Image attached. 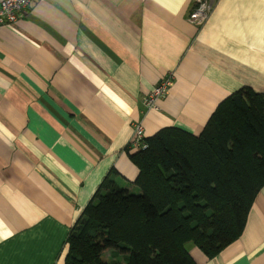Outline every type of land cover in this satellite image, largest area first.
Instances as JSON below:
<instances>
[{
    "label": "crops",
    "instance_id": "0c3cea01",
    "mask_svg": "<svg viewBox=\"0 0 264 264\" xmlns=\"http://www.w3.org/2000/svg\"><path fill=\"white\" fill-rule=\"evenodd\" d=\"M214 1L201 27L195 0H37L0 28V264H65L105 177L137 178L134 123L146 139L198 136L236 91L264 94V0ZM188 250L196 264H264V187L236 241L213 259Z\"/></svg>",
    "mask_w": 264,
    "mask_h": 264
},
{
    "label": "trees",
    "instance_id": "16d2710c",
    "mask_svg": "<svg viewBox=\"0 0 264 264\" xmlns=\"http://www.w3.org/2000/svg\"><path fill=\"white\" fill-rule=\"evenodd\" d=\"M135 150L133 183L108 175L76 221L65 264H196L236 241L264 187V94L241 88L214 111L198 136L160 130ZM132 185L134 187H132Z\"/></svg>",
    "mask_w": 264,
    "mask_h": 264
},
{
    "label": "built area",
    "instance_id": "2783aa9c",
    "mask_svg": "<svg viewBox=\"0 0 264 264\" xmlns=\"http://www.w3.org/2000/svg\"><path fill=\"white\" fill-rule=\"evenodd\" d=\"M37 0H2L0 2V28L14 25L28 11L30 5ZM215 5L214 0H195L190 12L191 22L201 27L209 18ZM174 75L172 72L167 74L143 99V105L147 110L158 111L159 102L166 97L169 88L172 86ZM145 135L141 123H134L133 137L129 142L128 148L133 150L145 149Z\"/></svg>",
    "mask_w": 264,
    "mask_h": 264
},
{
    "label": "rangeland",
    "instance_id": "374dc122",
    "mask_svg": "<svg viewBox=\"0 0 264 264\" xmlns=\"http://www.w3.org/2000/svg\"><path fill=\"white\" fill-rule=\"evenodd\" d=\"M189 245V244H188ZM111 253V252H109ZM109 253H104L103 254V259L106 260L108 263L116 262L119 264H126L128 256L122 255L120 252H117L114 254V256H110L109 258Z\"/></svg>",
    "mask_w": 264,
    "mask_h": 264
}]
</instances>
